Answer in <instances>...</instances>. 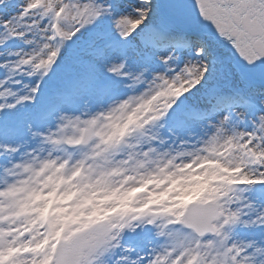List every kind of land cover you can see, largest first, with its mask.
Wrapping results in <instances>:
<instances>
[{
	"label": "snow or ice",
	"instance_id": "6c2138e0",
	"mask_svg": "<svg viewBox=\"0 0 264 264\" xmlns=\"http://www.w3.org/2000/svg\"><path fill=\"white\" fill-rule=\"evenodd\" d=\"M0 264H264V0H0Z\"/></svg>",
	"mask_w": 264,
	"mask_h": 264
}]
</instances>
